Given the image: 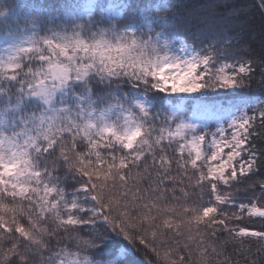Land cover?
Listing matches in <instances>:
<instances>
[{"label": "snow or ice", "instance_id": "1", "mask_svg": "<svg viewBox=\"0 0 264 264\" xmlns=\"http://www.w3.org/2000/svg\"><path fill=\"white\" fill-rule=\"evenodd\" d=\"M173 9L0 0V264H238L208 240L264 241V181L236 194L264 156V54Z\"/></svg>", "mask_w": 264, "mask_h": 264}, {"label": "trees", "instance_id": "2", "mask_svg": "<svg viewBox=\"0 0 264 264\" xmlns=\"http://www.w3.org/2000/svg\"><path fill=\"white\" fill-rule=\"evenodd\" d=\"M39 2H44V0H39ZM171 2L174 5V9L168 15L178 14L179 20L182 22L179 24L181 31H188L191 34L226 33L228 36L239 40V49H243L241 54L245 58L251 56L254 63L258 62L259 57L264 54V12L259 8V0H171ZM256 71L257 75L251 84V88L254 92H259L261 84L258 67ZM259 125L260 122L257 120L255 130L258 134L252 140L258 147L264 146V129L260 128ZM255 168L258 171L254 170V175L239 178V192L236 193L238 196L244 197L246 193L249 196L252 195L253 189L251 185L253 184H255V195H260L259 183L264 181V156L259 157ZM136 171V169H133V175H135ZM171 174L174 176L182 175L177 171L175 165ZM188 183L185 180L184 185H178V188L188 185ZM149 184H152L153 187L156 186L155 173H152L151 178H146L141 186L147 187ZM164 187L170 189L171 185L165 184ZM187 190L190 194L194 193L191 187L187 188ZM199 194L198 191H195L192 198L195 199V196ZM168 195L171 196V191L168 192ZM176 195L180 197L181 194L177 191ZM203 196L204 200L207 201V189L204 190ZM250 227L261 230L264 228V221L257 218ZM167 235L171 236V233L169 232ZM208 243L224 249V255L218 258L221 262L226 256H230L238 264H264V241L258 238H244L243 248L239 249L236 245L240 243V240H232L226 233L218 241L209 239ZM160 250L161 255H163V249L161 248ZM147 252L146 256L145 250L143 248L139 249V258L151 260L152 264H157V260L151 250L149 249ZM240 253H243V255ZM197 259L198 254L194 249L193 261ZM212 259L215 264L217 257H212Z\"/></svg>", "mask_w": 264, "mask_h": 264}]
</instances>
